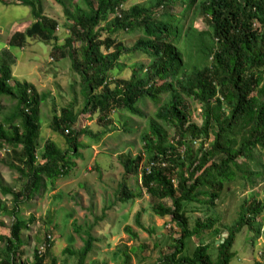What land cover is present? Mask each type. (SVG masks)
<instances>
[{
    "label": "trees",
    "instance_id": "obj_1",
    "mask_svg": "<svg viewBox=\"0 0 264 264\" xmlns=\"http://www.w3.org/2000/svg\"><path fill=\"white\" fill-rule=\"evenodd\" d=\"M19 1L32 9L35 21L26 34L13 35L10 46H24L27 38L54 42L56 57L70 58L81 78L85 105L80 112H75L73 104L55 111L50 128L74 146L64 150L49 140L42 156L45 162L39 164L41 105L48 96H40L28 82L13 84L11 55L7 50L1 53L0 98L12 106L0 105V149L8 146L18 151L23 167L13 169L33 182L17 191L0 181V212L15 220L11 237L2 238L7 248L0 264H17L20 204L47 188L48 182L55 188L58 179L73 169L78 137L87 133L74 129L80 115L98 114L99 121L109 126L112 112L143 117L141 105L147 100L158 104L164 95L165 103L142 137L147 166L141 170L142 155L123 162L127 176L141 174L143 188L159 201L154 213L170 217L180 230L179 238L170 237L174 248L161 264H232L237 238L244 230L255 233V238L261 236L263 223L258 217L264 213V200L243 203L227 237L215 245L216 259L209 245L203 244L191 255L184 254L186 240L221 233L215 229L218 219L205 216L194 221L186 205L199 204L206 208L205 214L215 215L218 202L239 173L245 183L264 180V0H147L129 8L130 0H77L75 4L56 0L70 34L62 46L55 43L59 23L43 15L42 0ZM198 21L204 24L201 30L195 25ZM122 33L137 37L133 46L119 39ZM140 54L148 62L134 66L130 78L118 79L125 68L122 60ZM185 98L201 105L200 123L192 119ZM168 128L175 130L171 140ZM119 186L121 202L140 195L125 181ZM6 197H12L11 207L2 201ZM166 200L172 205L165 206ZM140 216L136 222L144 229ZM125 232L138 238L130 225ZM91 240L83 250L68 248L66 253L76 256L78 264H86L93 250ZM47 257V252L38 251L36 264H57L55 258L47 263Z\"/></svg>",
    "mask_w": 264,
    "mask_h": 264
},
{
    "label": "rangeland",
    "instance_id": "obj_2",
    "mask_svg": "<svg viewBox=\"0 0 264 264\" xmlns=\"http://www.w3.org/2000/svg\"><path fill=\"white\" fill-rule=\"evenodd\" d=\"M72 4L77 0H66ZM147 0H130L127 8L143 5ZM43 15L56 20L58 45L62 46L70 37L68 22L63 8L56 0H42ZM35 21L32 9L22 6L19 0H0V55L8 51L11 55L13 84L28 82L38 91L39 95H47L48 99L41 105L42 133L38 150L39 164L45 162V144L50 140L64 150H72L67 139L54 133L50 128L55 111L74 105L75 112L84 108V94L81 78L74 72L70 58L56 57L54 42L46 43L39 38H27L21 47H11L10 42L16 33L26 34ZM202 29L204 24L196 22ZM119 39L127 46H133L137 39L134 35L120 34ZM79 43L76 44L78 46ZM68 53V51H66ZM144 55L126 56L124 70L117 78H130L137 64L147 63ZM164 95L158 104L147 100L143 109V117H134L118 111L110 115L109 126L99 121V115L81 114L75 130L85 129L87 133L78 137L79 148L72 156L73 169L58 179L55 188L48 182L47 188L31 195L20 204L18 219L21 223L20 252L17 264H36V253L47 252V263L55 258L57 264H78V258L66 253V249L83 250L89 240H93V250L87 255L86 264H161L162 257L173 250L172 238L180 237V230L171 222L170 217L160 218L153 211L159 201L150 197L141 182V174L127 176L123 162L127 158L142 155L141 170L148 164V153L145 149L143 135L149 131V123L155 119L156 113L165 103ZM192 114V119L200 123L201 105L193 99L185 98ZM0 105L12 106L6 98H0ZM171 138L175 130L167 129ZM82 143V144H81ZM199 143L194 144L198 149ZM16 150L5 146L0 149V181L5 185L21 190L32 178L24 177L14 165L23 167L18 161ZM78 152V153H77ZM70 162V158H68ZM245 161L239 159V162ZM264 161V158H263ZM23 169V168H21ZM140 170V173H141ZM231 183L214 212H206L199 204H187L186 209L194 221L199 217L213 216L218 219L215 229L201 238L186 240V255H191L198 245H209L211 255L217 257L218 241L227 237V230L237 221L241 206L245 201L264 200V180H256L254 184L245 183L243 175ZM127 182L135 195V199L121 202L119 200L120 182ZM8 207L12 205V197L2 199ZM171 206L170 200L163 201ZM141 215L144 229L137 225ZM205 219H207L205 217ZM263 223L261 236L244 230L237 238L232 264H255L264 262V213L258 217ZM15 220L10 215L0 212V239L11 237ZM130 225L138 233L133 239L126 234L125 227ZM49 236L51 240L46 241ZM91 240V241H92ZM7 241L0 240V262L6 255ZM51 244V247H50ZM44 247V250L42 249ZM49 249V251H48ZM45 257V256H44Z\"/></svg>",
    "mask_w": 264,
    "mask_h": 264
},
{
    "label": "built area",
    "instance_id": "obj_3",
    "mask_svg": "<svg viewBox=\"0 0 264 264\" xmlns=\"http://www.w3.org/2000/svg\"><path fill=\"white\" fill-rule=\"evenodd\" d=\"M48 239H50L51 240V237L49 236V238ZM42 249L44 250V247H42ZM39 252H40V254H42L43 253V251H41V250H39Z\"/></svg>",
    "mask_w": 264,
    "mask_h": 264
},
{
    "label": "crops",
    "instance_id": "obj_4",
    "mask_svg": "<svg viewBox=\"0 0 264 264\" xmlns=\"http://www.w3.org/2000/svg\"><path fill=\"white\" fill-rule=\"evenodd\" d=\"M129 185V184H128ZM130 186V185H129ZM131 188V187H130Z\"/></svg>",
    "mask_w": 264,
    "mask_h": 264
}]
</instances>
